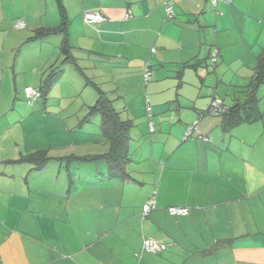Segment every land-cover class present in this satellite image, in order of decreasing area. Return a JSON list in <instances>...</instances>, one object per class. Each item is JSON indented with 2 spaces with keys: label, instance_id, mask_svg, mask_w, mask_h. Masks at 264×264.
Listing matches in <instances>:
<instances>
[{
  "label": "crops",
  "instance_id": "1",
  "mask_svg": "<svg viewBox=\"0 0 264 264\" xmlns=\"http://www.w3.org/2000/svg\"><path fill=\"white\" fill-rule=\"evenodd\" d=\"M62 1L70 44L111 72L112 99L133 122L131 160L123 178L78 164V179L69 172L77 161L58 158L86 156L71 147L86 148V139L28 149L22 135L2 136L0 264H264V83L256 91L257 120L230 124L228 113H208L215 97L229 112L248 96L264 51V0ZM85 11L108 19L89 24ZM32 21L31 31L58 26L60 11L51 23ZM42 149L52 157L42 169L24 161ZM10 165L22 173L8 174ZM153 196L157 208L143 219ZM169 206L190 213L173 216ZM144 237L166 249L144 251Z\"/></svg>",
  "mask_w": 264,
  "mask_h": 264
},
{
  "label": "rangeland",
  "instance_id": "2",
  "mask_svg": "<svg viewBox=\"0 0 264 264\" xmlns=\"http://www.w3.org/2000/svg\"><path fill=\"white\" fill-rule=\"evenodd\" d=\"M65 1L68 3V0ZM57 6L56 0H0V138L4 135H22L28 149L53 145L62 147L67 144L66 141L79 144L86 139V148L80 150L71 144L72 150L87 155L105 153L109 149V142L101 129V116L94 114L88 117L89 106L94 105L98 97L97 90L86 83L84 74L72 63H63L59 34L43 40L30 39L35 35V31H31L34 26L32 20L51 23L53 18H59ZM19 22H25L26 26L19 27ZM82 53L73 49L85 75L111 98L114 97L112 88L115 84L111 80V72L97 57H83ZM46 83L50 87L45 88V97L41 96L33 106L28 104L26 86L42 92V86ZM128 88L132 90L133 87ZM119 89L129 91L124 85ZM117 102L119 106L120 101ZM22 117H26L25 122H22ZM85 118H89L87 122ZM64 127H70L72 132L62 133L61 128ZM78 164L82 165V171L89 170L84 167L96 171L99 165L107 171L104 161H77L69 168V172L72 171L71 174L77 178L81 175L76 173ZM16 166L10 165L8 174H21L22 171L15 169Z\"/></svg>",
  "mask_w": 264,
  "mask_h": 264
},
{
  "label": "trees",
  "instance_id": "3",
  "mask_svg": "<svg viewBox=\"0 0 264 264\" xmlns=\"http://www.w3.org/2000/svg\"><path fill=\"white\" fill-rule=\"evenodd\" d=\"M56 1L60 11V17H61L60 24L54 27H48V28L42 27L36 29L35 35L31 36L30 39L33 40L42 39L47 36L55 35V34L63 35L62 44L60 46L61 53H63L64 55L63 63L66 62L72 63L79 72L84 74V77H86L87 79L86 83L92 85L97 90L98 97L94 105L89 106L88 117L94 114H99L101 116V129L103 135L107 138L109 142V149L105 153L86 155V156L70 155L58 159L61 161H66L68 163L72 161H87L94 163H99L101 161H104L107 165L106 176L108 178L110 179L117 177L123 178L127 175L126 166L131 160L129 145L131 141V129L133 127V122L130 119H125L122 115V111L116 107L114 100L109 96V94H107V92L103 90L97 83H95L85 75L83 67L79 65L77 58L73 54L74 46L71 45L69 41V32H68L69 20L67 16V11L65 9L62 0H56ZM94 12H99V11H94ZM103 15L106 17V20L101 23L106 22L108 19L105 14ZM101 23H89V24L96 25ZM188 64L189 63H187V65ZM263 83H264V51L258 57L254 75L252 77L249 90L247 91L248 93L247 98L243 102L236 103L229 110V112H224L226 114L228 113L227 119L230 124H237L243 121H251V120L254 121L258 119L259 111L257 108L258 97L256 95L257 94L256 91L258 87ZM47 87H50L47 86V83L46 85L42 86L41 93L43 97H45L46 95L47 89L45 88ZM148 104L152 107V105L149 103V100L147 101L146 106ZM88 119L89 118H85V122H87ZM23 159L24 161L32 163L35 169L40 170L52 159V157L48 155L47 149H42L25 156V158Z\"/></svg>",
  "mask_w": 264,
  "mask_h": 264
},
{
  "label": "built area",
  "instance_id": "4",
  "mask_svg": "<svg viewBox=\"0 0 264 264\" xmlns=\"http://www.w3.org/2000/svg\"><path fill=\"white\" fill-rule=\"evenodd\" d=\"M231 0H210L211 4L213 6H217L219 2H230ZM167 12L170 17L174 15L172 6L167 5ZM84 20L88 23H101L106 20V17L100 13V12H94V11H85L84 12ZM19 27H25V22H19L17 24ZM154 50V49H153ZM219 56V50L214 49L212 51L211 58L214 63L217 62ZM152 76V69L149 63L145 64L144 71H143V77L146 82H148L151 79ZM25 92L28 98V104L34 105L38 99L42 96V93L39 89H35L31 86H27L25 88ZM148 101V99H147ZM147 113L149 117L152 114V107L148 104L146 106ZM227 108L223 104V101L215 97L211 102V107L208 110V113L210 114H222L226 112ZM150 125V131H155L153 122H149ZM198 127V122H194L191 126H189L185 131V138H189L192 136L193 131ZM205 140H207L206 137H203ZM157 208V201L156 198L153 196L151 197L143 206L142 209V218H146L154 209ZM169 213L173 216H185L190 213V208L186 206H169L168 207ZM166 249V244H162L159 241H157L154 238L151 237H144L143 239V250L150 253H158Z\"/></svg>",
  "mask_w": 264,
  "mask_h": 264
}]
</instances>
